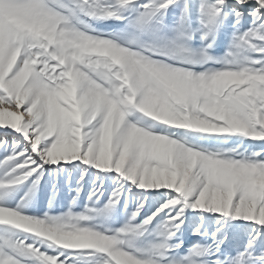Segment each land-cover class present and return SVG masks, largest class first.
<instances>
[{"label":"snow or ice","instance_id":"1","mask_svg":"<svg viewBox=\"0 0 264 264\" xmlns=\"http://www.w3.org/2000/svg\"><path fill=\"white\" fill-rule=\"evenodd\" d=\"M0 264H264V0H0Z\"/></svg>","mask_w":264,"mask_h":264},{"label":"rangeland","instance_id":"2","mask_svg":"<svg viewBox=\"0 0 264 264\" xmlns=\"http://www.w3.org/2000/svg\"><path fill=\"white\" fill-rule=\"evenodd\" d=\"M220 51H223V49H220ZM47 199H45V201H44V205H45V207H47Z\"/></svg>","mask_w":264,"mask_h":264}]
</instances>
